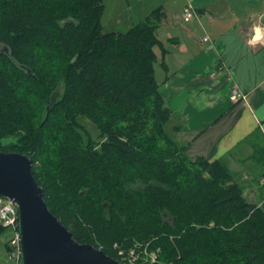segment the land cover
<instances>
[{
  "label": "trees",
  "instance_id": "1",
  "mask_svg": "<svg viewBox=\"0 0 264 264\" xmlns=\"http://www.w3.org/2000/svg\"><path fill=\"white\" fill-rule=\"evenodd\" d=\"M105 9L0 0V152L33 160L50 211L80 244L116 259V246H148L155 264H264V194L249 200L223 160L188 157L180 128H167L163 10L109 32Z\"/></svg>",
  "mask_w": 264,
  "mask_h": 264
},
{
  "label": "crops",
  "instance_id": "2",
  "mask_svg": "<svg viewBox=\"0 0 264 264\" xmlns=\"http://www.w3.org/2000/svg\"><path fill=\"white\" fill-rule=\"evenodd\" d=\"M109 32L143 22L154 10L170 51L160 92L174 117L169 132L190 158L223 160L236 180L261 177L264 168V0H103ZM191 5L199 19L184 20ZM125 21V22H124ZM125 27H124V25ZM258 34L260 42H251ZM165 40V41H166ZM234 87L247 94L233 103ZM254 183H251L253 185ZM0 264L9 258V248ZM4 257V259H3Z\"/></svg>",
  "mask_w": 264,
  "mask_h": 264
},
{
  "label": "water",
  "instance_id": "3",
  "mask_svg": "<svg viewBox=\"0 0 264 264\" xmlns=\"http://www.w3.org/2000/svg\"><path fill=\"white\" fill-rule=\"evenodd\" d=\"M0 196L19 208V264H123L101 249L80 244L52 214L30 157L17 152H0Z\"/></svg>",
  "mask_w": 264,
  "mask_h": 264
},
{
  "label": "built area",
  "instance_id": "4",
  "mask_svg": "<svg viewBox=\"0 0 264 264\" xmlns=\"http://www.w3.org/2000/svg\"><path fill=\"white\" fill-rule=\"evenodd\" d=\"M184 20L186 22L192 20V19H199V13L195 11L194 7L191 5H188L184 9ZM258 34H255L251 42L256 43L260 42L261 38H257ZM263 41V40H261ZM230 100L233 103H237L240 101H246L247 100V94L243 93L240 89L237 87H234L230 94ZM0 225L11 229L14 232V237L9 241L8 248H9V258L12 260H15L17 264L20 262L21 258V234L19 229V208L18 206L13 202L10 201L2 196H0ZM118 250V259L123 264H137L136 261L140 260L137 255V250H140L139 246H136V249H131L129 252H126L124 249H119L118 246H116ZM148 258V257H146ZM156 259L153 258V262H155ZM152 262V260H151ZM139 263V262H138Z\"/></svg>",
  "mask_w": 264,
  "mask_h": 264
},
{
  "label": "rangeland",
  "instance_id": "5",
  "mask_svg": "<svg viewBox=\"0 0 264 264\" xmlns=\"http://www.w3.org/2000/svg\"><path fill=\"white\" fill-rule=\"evenodd\" d=\"M108 1V0H105ZM110 14L111 11L108 12V15L105 14L102 17V23L104 26V31H109L110 30V26H109V21L108 19L110 18ZM125 22V21H124ZM124 25V24H123ZM120 29H122L121 31H126L128 30L125 25V28H122V26H119ZM160 39L164 42L166 49H168L170 51V49L168 48L166 42L167 40L162 36V34H160ZM166 40V41H165ZM156 53L158 54V61L155 64V68H156V78L158 80V82L163 83L164 82V75H165V71L162 70V66H161V62H162V58H161V51L158 47L155 48ZM171 123V121H170ZM85 126L92 131L94 134L96 133L94 126L90 123V122H85L84 123ZM169 126V125H168ZM167 126V128H168ZM169 130V129H168ZM13 140L9 139L6 141V143H12ZM263 172L264 173V168ZM264 174L261 175V177H263ZM250 177L252 179H255V183L252 182V180H249L248 182L243 181V180H237L243 187L244 190V194L245 196L251 200V201H255V202H260L262 200V196H263V189H262V184L264 181H262V183H260L261 181L260 176L256 175H250ZM235 178V177H234ZM236 179V178H235ZM251 183H254L253 185H251ZM14 232L11 229H7L1 236H0V256L4 255L5 257V253H6V244H9V241L14 237ZM140 249H142L141 251L137 252L138 258L142 259L143 261L141 263H138L136 261L137 264H147L144 261H147L148 258L152 260V263L150 264H155V262H153V258H157V255L155 252L150 251V249L148 248V246H144L143 248L140 247ZM3 257V259H4ZM148 257V258H146ZM9 264H14V262H11Z\"/></svg>",
  "mask_w": 264,
  "mask_h": 264
}]
</instances>
